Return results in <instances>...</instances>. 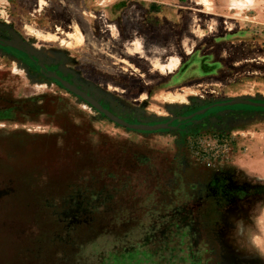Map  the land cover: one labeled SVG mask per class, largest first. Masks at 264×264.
I'll return each instance as SVG.
<instances>
[{"label": "rangeland", "instance_id": "1", "mask_svg": "<svg viewBox=\"0 0 264 264\" xmlns=\"http://www.w3.org/2000/svg\"><path fill=\"white\" fill-rule=\"evenodd\" d=\"M0 29L137 123L264 101V0H0ZM99 114L0 49V264H264V108Z\"/></svg>", "mask_w": 264, "mask_h": 264}, {"label": "flooded vegetation", "instance_id": "2", "mask_svg": "<svg viewBox=\"0 0 264 264\" xmlns=\"http://www.w3.org/2000/svg\"><path fill=\"white\" fill-rule=\"evenodd\" d=\"M0 49H2L5 53H7L9 56L16 59L21 65H23L28 73L30 74V79H34V81H39V83H48L50 85H56L57 87H61L64 90L65 89L60 83H58L53 77V73L57 74L59 78L62 80L68 82L69 84L75 86L80 91L84 92L88 97L93 98L100 106H102L104 109H107L109 112H111L116 117L124 120L127 123H137L136 121H133L124 115H122L119 111L114 109L108 104H105L103 101L99 100L93 93H91L89 90H85L82 86L78 85L76 82L71 78H65L62 77L61 74L55 71V67L47 66L45 63L42 64L40 61H34L31 60L30 57H27L22 52H19L9 46L6 45L8 43L7 41L11 40V36L8 35V31L6 29H0ZM43 66L44 69L41 67ZM47 72H49L47 74ZM28 76V75H27ZM50 76L52 78H50ZM32 77V78H31ZM29 78V77H28ZM70 93V92H69ZM72 94V93H71ZM74 95V94H73ZM76 96V95H75ZM78 99L82 100L80 97L76 96ZM84 103H86L84 100H82ZM258 103V102H255ZM89 105V104H88ZM255 110L260 109L259 106H249V105H243V104H236V105H228L227 102H221V101H214L211 103H206L201 106L192 107L186 111H184L178 119V122L174 124V122L169 123V126L174 125L175 127H179V129H184L186 125L189 124V122L201 119L204 116H207L209 114H214L221 110H233V111H241V110ZM100 113V112H99ZM99 115H102L101 113ZM166 123V122H164Z\"/></svg>", "mask_w": 264, "mask_h": 264}, {"label": "water", "instance_id": "3", "mask_svg": "<svg viewBox=\"0 0 264 264\" xmlns=\"http://www.w3.org/2000/svg\"><path fill=\"white\" fill-rule=\"evenodd\" d=\"M43 69L44 67L41 66ZM52 77L60 83L65 89H67L70 93L80 97L82 100H84L87 104H89L91 107L96 109L98 112L103 114L106 118H108L113 123L120 125L121 127L132 129L136 131H157V130H165L169 129V123H154V124H147V123H137V124H131L127 123L124 120L116 117L111 112H109L107 109H104L102 106H100L93 98L88 97L84 92L77 89L75 86L69 84L68 82L62 80L57 75L53 74ZM228 105H236V104H243V105H249V106H259L261 108H264V101H260L259 103H255L253 99H249L246 97L243 98H235V99H229L227 101ZM224 261H222L223 264Z\"/></svg>", "mask_w": 264, "mask_h": 264}, {"label": "bare ground", "instance_id": "4", "mask_svg": "<svg viewBox=\"0 0 264 264\" xmlns=\"http://www.w3.org/2000/svg\"><path fill=\"white\" fill-rule=\"evenodd\" d=\"M177 64H178L177 58H170V60L167 63L161 64L159 66V70L162 71V73H171L176 68Z\"/></svg>", "mask_w": 264, "mask_h": 264}]
</instances>
